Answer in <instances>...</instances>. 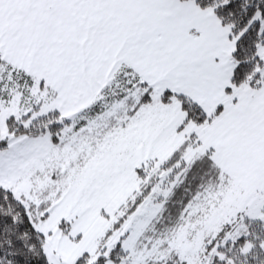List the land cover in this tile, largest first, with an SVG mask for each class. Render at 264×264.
Listing matches in <instances>:
<instances>
[{"label":"snow or ice","instance_id":"snow-or-ice-1","mask_svg":"<svg viewBox=\"0 0 264 264\" xmlns=\"http://www.w3.org/2000/svg\"><path fill=\"white\" fill-rule=\"evenodd\" d=\"M0 264H264V0H0Z\"/></svg>","mask_w":264,"mask_h":264}]
</instances>
